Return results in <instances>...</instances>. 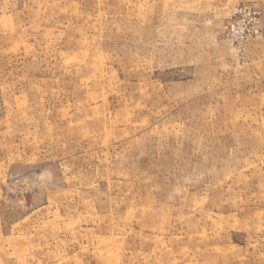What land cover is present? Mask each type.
Listing matches in <instances>:
<instances>
[{
  "label": "rangeland",
  "instance_id": "374dc122",
  "mask_svg": "<svg viewBox=\"0 0 264 264\" xmlns=\"http://www.w3.org/2000/svg\"><path fill=\"white\" fill-rule=\"evenodd\" d=\"M0 264H264V0H0Z\"/></svg>",
  "mask_w": 264,
  "mask_h": 264
},
{
  "label": "built area",
  "instance_id": "2783aa9c",
  "mask_svg": "<svg viewBox=\"0 0 264 264\" xmlns=\"http://www.w3.org/2000/svg\"><path fill=\"white\" fill-rule=\"evenodd\" d=\"M261 11L252 5H244L234 10L227 22V31L239 51L246 44L261 35Z\"/></svg>",
  "mask_w": 264,
  "mask_h": 264
}]
</instances>
